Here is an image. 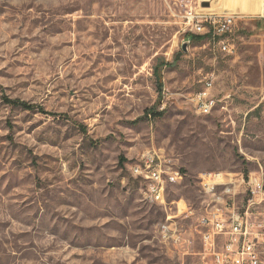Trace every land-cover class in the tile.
Wrapping results in <instances>:
<instances>
[{
    "label": "rangeland",
    "instance_id": "obj_1",
    "mask_svg": "<svg viewBox=\"0 0 264 264\" xmlns=\"http://www.w3.org/2000/svg\"><path fill=\"white\" fill-rule=\"evenodd\" d=\"M257 6L0 0V264H206L197 218L222 188L202 179H264V19L239 18L227 54L190 18ZM144 156L182 175L161 204L132 173Z\"/></svg>",
    "mask_w": 264,
    "mask_h": 264
},
{
    "label": "built area",
    "instance_id": "obj_2",
    "mask_svg": "<svg viewBox=\"0 0 264 264\" xmlns=\"http://www.w3.org/2000/svg\"><path fill=\"white\" fill-rule=\"evenodd\" d=\"M210 10V8H209ZM255 17L264 19V0H258V11L253 14L239 13L235 10L197 13L190 18L195 33H203L209 43L230 54L232 47L229 36L239 18ZM206 92L194 99L197 112L207 116L217 104L209 97L211 82L205 83ZM158 158V157H156ZM152 156H144L133 167L132 173L146 185V196L155 203L164 200L167 185L178 183L182 175L178 170L162 168L153 163ZM238 184V183H237ZM233 183L222 180L220 176H205L201 187L204 193L215 196V189L222 188L220 198L211 200V207L204 216L197 218L202 258L206 264H256L264 252V179L240 178L237 189ZM176 207L178 214L191 216L190 209ZM169 219V218H168ZM168 226L162 225L161 238L164 243L178 245L180 237L173 235Z\"/></svg>",
    "mask_w": 264,
    "mask_h": 264
},
{
    "label": "trees",
    "instance_id": "obj_3",
    "mask_svg": "<svg viewBox=\"0 0 264 264\" xmlns=\"http://www.w3.org/2000/svg\"><path fill=\"white\" fill-rule=\"evenodd\" d=\"M190 37H191V39L193 38L192 36H190ZM6 102L10 105L20 106L25 110H33L34 109V107L32 105L27 104V103L18 102V101H10V100H7Z\"/></svg>",
    "mask_w": 264,
    "mask_h": 264
},
{
    "label": "bare ground",
    "instance_id": "obj_4",
    "mask_svg": "<svg viewBox=\"0 0 264 264\" xmlns=\"http://www.w3.org/2000/svg\"><path fill=\"white\" fill-rule=\"evenodd\" d=\"M242 1H245V0H242ZM228 10H232V9H227V10H224V11H228ZM258 11V6L253 9L252 13H256ZM263 261H264V252H262L260 255H259V260L257 261L256 264H263Z\"/></svg>",
    "mask_w": 264,
    "mask_h": 264
},
{
    "label": "water",
    "instance_id": "obj_5",
    "mask_svg": "<svg viewBox=\"0 0 264 264\" xmlns=\"http://www.w3.org/2000/svg\"><path fill=\"white\" fill-rule=\"evenodd\" d=\"M207 6H208L207 4H204V5H203V7H207ZM189 39H191V37H189ZM184 48H185V45L183 44V45H182V49L184 50Z\"/></svg>",
    "mask_w": 264,
    "mask_h": 264
}]
</instances>
